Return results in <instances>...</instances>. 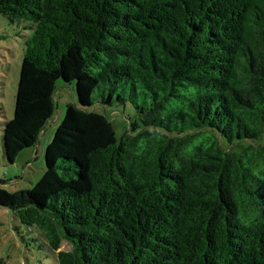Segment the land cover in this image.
Returning a JSON list of instances; mask_svg holds the SVG:
<instances>
[{"label": "trees", "instance_id": "16d2710c", "mask_svg": "<svg viewBox=\"0 0 264 264\" xmlns=\"http://www.w3.org/2000/svg\"><path fill=\"white\" fill-rule=\"evenodd\" d=\"M0 14L31 30L4 160L36 144L58 80L76 92L42 175L0 188L17 231L54 264H264V0H0ZM97 104L131 105L119 136Z\"/></svg>", "mask_w": 264, "mask_h": 264}, {"label": "rangeland", "instance_id": "374dc122", "mask_svg": "<svg viewBox=\"0 0 264 264\" xmlns=\"http://www.w3.org/2000/svg\"><path fill=\"white\" fill-rule=\"evenodd\" d=\"M31 30L20 21H10L0 14V134L2 122L12 118L15 93L23 56L24 39ZM54 111L41 130L36 144L18 153L14 162L4 160L0 139V188L9 192L31 188L44 171V151L62 120L66 104L76 102L74 82L58 80L53 93ZM125 110H124V109ZM113 123L117 136L127 124L131 105L126 107L95 105ZM17 218L0 206V264H54V254L39 236L16 230ZM26 227V226H24ZM21 230H24V228ZM22 236V237H21ZM67 249L65 243L61 247Z\"/></svg>", "mask_w": 264, "mask_h": 264}]
</instances>
